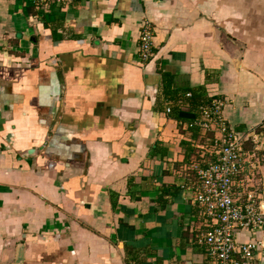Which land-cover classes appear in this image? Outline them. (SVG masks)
I'll return each instance as SVG.
<instances>
[{
    "label": "crops",
    "instance_id": "0c3cea01",
    "mask_svg": "<svg viewBox=\"0 0 264 264\" xmlns=\"http://www.w3.org/2000/svg\"><path fill=\"white\" fill-rule=\"evenodd\" d=\"M37 12L0 0V264H214L194 167L215 159L222 133L178 114L227 100L264 212V0ZM245 192L232 194L243 203ZM236 236L261 241L251 264H264V230Z\"/></svg>",
    "mask_w": 264,
    "mask_h": 264
},
{
    "label": "built area",
    "instance_id": "2783aa9c",
    "mask_svg": "<svg viewBox=\"0 0 264 264\" xmlns=\"http://www.w3.org/2000/svg\"><path fill=\"white\" fill-rule=\"evenodd\" d=\"M41 13L50 12L53 7L67 11L75 0H31ZM139 54L143 60L154 55V27L145 21L140 33ZM227 104L225 99H212L199 107L198 116L190 123L203 130L219 128L220 137L214 139L216 157L206 166L194 167L197 177L195 202L203 214L212 220L210 229L201 241L206 244L208 255L214 264H251L261 241L251 239L239 243L236 236L238 228L253 233L264 230V212L256 202V164H248L245 142L247 136L230 128L223 115ZM170 110V109H169ZM239 185L246 193V200L239 203L233 197L234 186Z\"/></svg>",
    "mask_w": 264,
    "mask_h": 264
},
{
    "label": "trees",
    "instance_id": "16d2710c",
    "mask_svg": "<svg viewBox=\"0 0 264 264\" xmlns=\"http://www.w3.org/2000/svg\"><path fill=\"white\" fill-rule=\"evenodd\" d=\"M178 115H179V118H181V119H188L190 121V120H193L194 117H197L198 116V113H196L194 111L192 112L190 110V111H180V113Z\"/></svg>",
    "mask_w": 264,
    "mask_h": 264
},
{
    "label": "water",
    "instance_id": "95a60500",
    "mask_svg": "<svg viewBox=\"0 0 264 264\" xmlns=\"http://www.w3.org/2000/svg\"><path fill=\"white\" fill-rule=\"evenodd\" d=\"M14 264H17V263H14Z\"/></svg>",
    "mask_w": 264,
    "mask_h": 264
}]
</instances>
